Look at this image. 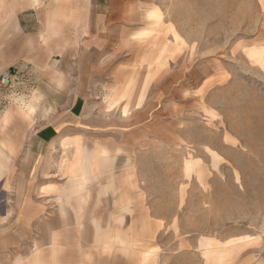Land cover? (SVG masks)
<instances>
[{"label":"rangeland","instance_id":"374dc122","mask_svg":"<svg viewBox=\"0 0 264 264\" xmlns=\"http://www.w3.org/2000/svg\"><path fill=\"white\" fill-rule=\"evenodd\" d=\"M160 2L159 14L177 41L169 47L160 44L152 59L147 58L150 47L143 48L140 71L124 80L121 92H108L135 98L138 109L123 113L118 102L109 108L105 92L90 97L88 110L75 112L99 120L95 130L83 127V145L86 152L105 147L107 164L94 174L86 172L87 178L84 172L63 177L62 144L33 141L26 148L41 157L32 159L30 174L18 168V159L10 161V179L17 183L88 189V205L77 216L81 222H71L76 213L69 205L59 208L66 236L62 264H135L136 246L142 264H198L200 250L207 264L236 263L238 257L230 258L236 245L246 263L255 253L264 256V68L256 56L264 49V0ZM30 107L32 114L48 113ZM104 119L111 120L110 129L103 127ZM0 161L2 174L7 161ZM80 176L84 180L76 179ZM118 182L127 184L138 206L129 204L124 211L102 205L103 196L114 200ZM14 193L21 194L0 190V264L24 263L44 225L12 221V206L21 205L13 202ZM135 230L151 237L134 235ZM200 232H206L201 239ZM183 249L191 252L185 261Z\"/></svg>","mask_w":264,"mask_h":264},{"label":"crops","instance_id":"0c3cea01","mask_svg":"<svg viewBox=\"0 0 264 264\" xmlns=\"http://www.w3.org/2000/svg\"><path fill=\"white\" fill-rule=\"evenodd\" d=\"M161 9L160 0H0V73L6 70L12 73L10 84H5L7 88L0 80V105L6 102L0 111V160L5 158L7 161L4 163L6 170L0 173V190L21 192L11 195L14 203L19 201L21 204L12 206V221L21 222L23 226L31 222L44 224L37 237L38 246L21 264H62L59 259L66 246L63 241L66 236L62 230L65 219L59 208L69 205L76 213V219L71 222H81L77 216L82 217L81 207L88 205L89 194L84 192L87 188L70 183H17L10 179V161L18 159V168L22 166V172L30 174L35 166L32 159L41 157L40 153L35 157L37 153L32 154L26 148L33 141L62 144L59 172L63 177L71 179L79 172H84L83 177H86V172L94 174L100 166L103 168L107 164L109 155L105 147H92L86 152L87 146L83 145V127L95 130L99 120L94 116L80 118L82 114L75 112L88 110L90 97L105 92L108 95L109 88L124 90V80L135 77L137 70L140 71L137 62L142 61L143 48L150 47L147 58L152 59L155 53L158 54L160 44L174 45V30L160 16ZM256 56L261 57L264 68V49ZM109 95L112 96L109 98ZM109 95V108L118 102L123 113L138 109L133 106L135 98H120L123 93L116 95L113 91ZM80 97H85L86 102H79ZM31 105L37 112L48 113L32 114L29 111ZM102 123L106 124L104 128L110 129L111 120L104 119ZM192 166V162L186 161L187 168ZM83 177L76 179L82 181ZM113 185L114 200L110 194L103 196V206L119 207L124 211L129 204L138 206L137 200H130L127 184ZM140 212L135 210L137 216ZM137 219L143 221V217ZM135 231L134 235L151 237L145 230ZM204 235L206 232H200L198 238ZM5 239L9 240L10 235ZM45 240H49L48 243ZM128 249L132 248L129 246ZM240 250L236 245L229 255L233 259L238 257L239 262L225 264H264V256L260 258L257 253L246 263L242 257L244 252ZM140 251L136 246L133 252L135 264H142ZM183 251L185 261L191 252ZM197 255L198 264H207L201 250Z\"/></svg>","mask_w":264,"mask_h":264},{"label":"built area","instance_id":"2783aa9c","mask_svg":"<svg viewBox=\"0 0 264 264\" xmlns=\"http://www.w3.org/2000/svg\"><path fill=\"white\" fill-rule=\"evenodd\" d=\"M11 76H12V73L10 72H3L1 73V82L5 85H8L10 84L11 82Z\"/></svg>","mask_w":264,"mask_h":264}]
</instances>
